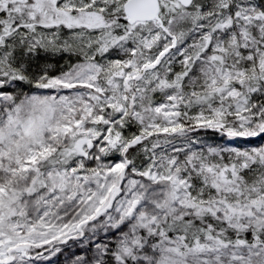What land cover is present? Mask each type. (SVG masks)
Segmentation results:
<instances>
[{
    "label": "snow or ice",
    "instance_id": "6c2138e0",
    "mask_svg": "<svg viewBox=\"0 0 264 264\" xmlns=\"http://www.w3.org/2000/svg\"><path fill=\"white\" fill-rule=\"evenodd\" d=\"M0 264H264V0H0Z\"/></svg>",
    "mask_w": 264,
    "mask_h": 264
},
{
    "label": "rangeland",
    "instance_id": "374dc122",
    "mask_svg": "<svg viewBox=\"0 0 264 264\" xmlns=\"http://www.w3.org/2000/svg\"><path fill=\"white\" fill-rule=\"evenodd\" d=\"M69 243L71 244V243H73V242L70 241ZM63 259H64V257L61 256V257H60V260L63 261Z\"/></svg>",
    "mask_w": 264,
    "mask_h": 264
}]
</instances>
